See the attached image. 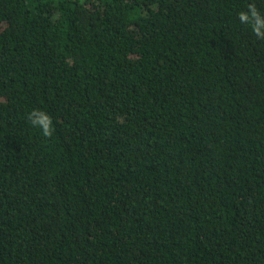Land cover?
<instances>
[{"label": "trees", "instance_id": "trees-1", "mask_svg": "<svg viewBox=\"0 0 264 264\" xmlns=\"http://www.w3.org/2000/svg\"><path fill=\"white\" fill-rule=\"evenodd\" d=\"M247 2L0 0V264H264Z\"/></svg>", "mask_w": 264, "mask_h": 264}, {"label": "clouds", "instance_id": "clouds-1", "mask_svg": "<svg viewBox=\"0 0 264 264\" xmlns=\"http://www.w3.org/2000/svg\"><path fill=\"white\" fill-rule=\"evenodd\" d=\"M238 20L240 24L250 28L257 40L264 41V10L258 7L256 0H248L245 7L238 12ZM27 119L33 128L42 133L43 137H52L53 120L46 111L34 108L28 113Z\"/></svg>", "mask_w": 264, "mask_h": 264}]
</instances>
